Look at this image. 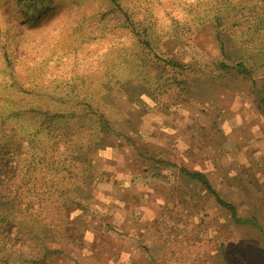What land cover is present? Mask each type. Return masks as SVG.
Instances as JSON below:
<instances>
[{
  "label": "rangeland",
  "instance_id": "obj_1",
  "mask_svg": "<svg viewBox=\"0 0 264 264\" xmlns=\"http://www.w3.org/2000/svg\"><path fill=\"white\" fill-rule=\"evenodd\" d=\"M21 7L0 0V98L7 115L10 72L28 89L15 92L13 134L38 158L20 143L1 155L0 197L25 210V163L46 236L0 226V257L6 241L22 257L7 264H264V0H47L33 18ZM143 24L154 53L133 31ZM233 59L250 78L219 72ZM84 82L105 120L67 104L40 125L59 108L54 89ZM180 167L205 173L236 219Z\"/></svg>",
  "mask_w": 264,
  "mask_h": 264
},
{
  "label": "trees",
  "instance_id": "obj_2",
  "mask_svg": "<svg viewBox=\"0 0 264 264\" xmlns=\"http://www.w3.org/2000/svg\"><path fill=\"white\" fill-rule=\"evenodd\" d=\"M19 2L21 3V6H22L21 8L24 11V13L32 18L38 16L40 13L43 12V10L47 8V0H19ZM118 8H121V7H118ZM121 11L124 13L125 9L122 8ZM223 19L224 18H221L219 23L222 22ZM142 27L141 26L134 27L133 31L138 37H142L140 44L143 47V49L147 50L150 53H154L156 51L154 45L156 44L159 35L152 29V26L150 24L149 25L143 24ZM140 31H141V34L139 35L138 32ZM223 54L225 56L224 52ZM4 57L6 60L9 59L8 52L4 54ZM227 59H230V58L227 57ZM162 62L165 65L172 66L171 68L173 69L183 68L182 65H180V63H176V62L173 63L167 60H163ZM217 69L219 70L220 73L226 72L228 74H233V75L238 74V75H241L247 78H250L251 76L250 68L246 67L244 62L238 61L237 59L230 60V63H226L225 61H219V63L217 64ZM8 77H9V79L7 80L8 88L6 90L8 92V97L11 96L13 101H12V110L7 115L5 114L3 115L2 100L0 98V166H1V162L4 160V158L1 157V155L8 154L7 158L9 161H11V156L9 157V154L12 155V158H13L14 156L13 151L18 150L19 143L20 145H22V147L25 146V149H26L25 157L28 152L26 162L27 163L30 162L31 159L33 160L32 162H34V160L35 162H37L35 158V157L38 158V155L35 154L36 147H30L28 150V145L25 142H23L21 139L19 140L14 137L13 126H12V122L20 119V117H22L23 115L22 112L16 109L15 102L17 99L16 98L17 95H15V92L21 93L23 95H29V91L28 89L26 90V89L18 88L16 84V80H13L14 79L13 73L11 74L10 72V75H8ZM64 84L58 85L57 89H61L62 86L64 87L70 86L66 82ZM84 84L86 86H82L84 90H83V93L81 94H77V93L73 94V92L70 90L66 91L65 93L61 90L59 93H57L56 89H54V92L51 93V96H48L46 98L47 103H48V109H53L52 103H54L56 106L58 105L59 108H57L56 110H49V113L43 112L42 117H41V119L43 120L40 122V125H48L53 120H55L56 122V119L64 117L65 114L63 112L61 105H67V104L73 107H74V104H76V106L81 107L86 113L85 119H90L91 116H93L96 119V121L105 120V116L103 114L93 113V112H97L95 109L97 106H99V104H97V101H99V99H97V94L93 90V88L92 87L90 88V86H88L90 83L84 82ZM259 107L264 112V96L262 97ZM24 127L26 126L24 125ZM38 130L39 128L34 132H38ZM26 138L27 140H30L29 137L26 136ZM32 166H34V163ZM6 169L9 170V172H14L16 169V164H10ZM33 170H36V168H33ZM179 171L186 177L201 183L207 189V191H209L211 194L215 196L216 200L218 201L220 205L230 210L233 217L236 219L235 217L236 208L232 204L227 203L221 199L219 194L212 187L209 181V178L207 177L205 173L200 172V171H191L185 167H180ZM29 172H30V169L28 168L25 169V163H24L23 170L21 171V175H22L21 180L24 182L27 188V191L25 192L27 197H25L26 201L24 202L26 205L25 210H19L17 203H16V199L14 197L12 198L8 197V199H4L3 197H0V226H1V230H3V232L5 233H7V228H9L10 230L12 228H15L17 229L16 231H18L20 234L23 232H29L33 235V238L35 237L38 240L40 238L42 240L44 238V235L46 236V225H43V223L39 221L38 217L33 212V203L31 200H32V197L34 195H37L38 192L35 191L36 190L34 188L35 184H32L31 187L27 186L28 184H31L34 182L29 177L28 175ZM4 181L9 182V179L3 177V173H1V167H0V182L4 183ZM18 184L19 183L17 182L14 183V185H16L19 188L17 192L19 190L22 191L21 189L23 187V185L20 186ZM44 188H46V186ZM6 243H7L6 241H3L2 247H1L3 248V251H4V252L2 251V257H0L1 264L9 263L12 257L17 258V260H20V258L22 257H20V255L17 254L15 250L6 249V246L4 245ZM5 251L7 253H5Z\"/></svg>",
  "mask_w": 264,
  "mask_h": 264
}]
</instances>
